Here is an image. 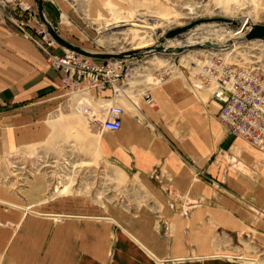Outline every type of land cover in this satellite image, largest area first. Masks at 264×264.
<instances>
[{"label": "crops", "instance_id": "obj_1", "mask_svg": "<svg viewBox=\"0 0 264 264\" xmlns=\"http://www.w3.org/2000/svg\"><path fill=\"white\" fill-rule=\"evenodd\" d=\"M63 78L0 20V154L45 139L48 98L73 94ZM90 92L104 117L113 91ZM149 95L153 106L143 96L124 108L115 143L100 141L111 178L78 176L63 196L44 174L0 185V264H232L220 257L236 242L264 248V154L219 125L210 92L193 94L185 78Z\"/></svg>", "mask_w": 264, "mask_h": 264}, {"label": "rangeland", "instance_id": "obj_2", "mask_svg": "<svg viewBox=\"0 0 264 264\" xmlns=\"http://www.w3.org/2000/svg\"><path fill=\"white\" fill-rule=\"evenodd\" d=\"M44 1L48 9L50 8V13L55 21L53 24L57 27L58 33L70 43L94 52H122L142 48L146 45L145 43L150 45L149 47L159 44L168 46L169 40L165 39L166 33L201 19L233 17L231 21L234 24L228 25L233 30H237L236 27H239L238 29L242 27L243 17L247 12H252L254 23L263 24L264 22V10L259 0H236L235 2L228 0L224 5H221L222 0ZM189 6L196 7L197 11L193 15L188 14L189 12L186 10ZM9 16H12L17 22L27 19L26 16H20L11 7L0 12V20H6L17 30L16 25L8 20ZM124 24H128V26L119 27ZM130 24H136V26L133 28L129 26ZM224 25V23L215 22L211 27H195L192 29L193 32L190 30L176 39L183 42L188 37L191 42H194L192 38L203 37L204 33L214 34L215 30L221 28L219 26ZM31 27L34 26L30 23ZM113 27L116 28L109 31ZM143 27H147V29ZM30 28L28 27L27 31L32 33L33 30ZM127 33L139 35L131 45L126 41L123 42L124 35ZM21 34L24 36L23 33ZM213 39L208 37L204 38V41L213 42ZM136 41L140 44L137 45ZM128 43H130L129 40ZM214 43L219 42L215 41ZM183 44L185 45V42ZM195 46L197 45L186 47L181 52L139 55L137 64L133 63L129 66L130 69L133 67L131 70L133 76L124 87L126 94L117 98L116 104L123 109L126 106L131 108V101L136 103L147 91L151 92L160 84L178 76L185 78L189 90L200 96L206 90L194 88L197 85L196 80L199 78L198 70L194 64L189 65V62L195 61V55L190 52L197 51ZM259 46V43H249L246 45L247 54L242 53V50H237L238 56L253 55L256 59H263L264 47ZM184 51L191 53L190 60L182 59ZM196 57L199 60L201 55L197 54ZM46 65H49L47 59ZM134 68L135 71L137 70L136 72H133ZM59 89L62 91L61 88ZM84 94L85 96L89 95L88 98L91 102L85 101L83 104H78L74 94L64 95L61 99L48 98L50 100L46 102V106L49 109L44 122H42L47 127L45 139L40 140L38 144L0 154V185L14 187L15 183H18L21 186L27 182L28 178L38 173L47 177L49 183L53 185V189L56 187V193L58 188L67 184L66 178H68V182L72 183L69 187V194H71L78 189V176H88L90 180L85 182L87 185L95 180L101 171H104L106 180L111 178L109 175L114 173L115 168L110 166V162L103 160L100 141L115 143L118 134L103 129L104 117L101 113L103 106L100 103H95L97 100L90 90L85 91ZM89 107L91 108L90 112L86 113V108L89 110ZM70 109L73 114H70ZM216 119L221 125L218 118ZM51 121L57 126L54 130L51 127ZM37 152L39 153L37 154ZM16 153L21 155L13 156ZM11 162H15L12 164L13 166ZM236 243L232 247L235 250L232 253L235 255L232 253L222 255L220 259L232 264H264V248L260 246V242L246 240Z\"/></svg>", "mask_w": 264, "mask_h": 264}, {"label": "built area", "instance_id": "obj_3", "mask_svg": "<svg viewBox=\"0 0 264 264\" xmlns=\"http://www.w3.org/2000/svg\"><path fill=\"white\" fill-rule=\"evenodd\" d=\"M10 7L27 19L17 22L9 16L8 20L44 54L51 67L64 74V89L73 94L90 89L100 92L111 89L113 98L119 97V91L132 76L129 66L137 64L138 56L100 61L68 50L63 55H57L53 52L57 44L45 31L35 4L30 3V0H0V12ZM30 23L34 27L30 28ZM28 27L33 30L32 33L27 31ZM204 44L196 47L201 57L194 63L199 77L194 88L210 92L211 101L219 106L217 118L229 134L264 154V58L256 59L253 55L239 57L237 50L247 54L246 45L249 43L222 49L206 47ZM259 45L264 47V42ZM229 51L230 55L226 57ZM144 98L149 106H153L149 91L144 94ZM123 116L124 109L111 104L103 118L104 130L118 132ZM208 182L214 188H219L216 182L210 179Z\"/></svg>", "mask_w": 264, "mask_h": 264}, {"label": "water", "instance_id": "obj_4", "mask_svg": "<svg viewBox=\"0 0 264 264\" xmlns=\"http://www.w3.org/2000/svg\"><path fill=\"white\" fill-rule=\"evenodd\" d=\"M37 13L41 18V21L45 27L46 32L48 35L54 40V42L68 51L75 52L79 55L84 57L93 59V60H100V61H109V60H123L128 57L139 56L143 54H151V53H172V52H181L184 48H172L165 46L164 44H159L157 46H152L151 48L140 49V50H127L122 52L112 51V52H94L74 45L64 39L57 31L55 25L49 19L44 0H34ZM212 22H219V23H226V24H234L233 21L227 18H216V19H201L194 21L192 23L187 24L184 27L176 28L168 33L165 34L166 40H172L177 37H180L182 34L187 33L188 31L194 29L195 27ZM236 24V23H235ZM255 41L264 42V24H256L252 19H247L243 24L242 29L240 30L239 34L234 38L233 41H229L226 43H212L207 42L204 44L206 47H213L215 49H222L227 48L232 45H239V44H247ZM191 46H188L190 48ZM197 46H195L196 48Z\"/></svg>", "mask_w": 264, "mask_h": 264}, {"label": "bare ground", "instance_id": "obj_5", "mask_svg": "<svg viewBox=\"0 0 264 264\" xmlns=\"http://www.w3.org/2000/svg\"><path fill=\"white\" fill-rule=\"evenodd\" d=\"M225 1H228V0H222V4L221 5H224L225 4ZM231 1H236V0H231ZM197 8H199V7H197ZM222 8V7H221ZM186 10H188V14H190V15H193L197 10H196V7H193V6H189ZM226 18H228L229 20H231V19H233V17H226ZM247 19H254L253 18V14H252V12H247L245 15H244V17H243V23L242 24H244L245 23V21L247 20ZM215 24V22H212V23H209V24H201V25H199V26H197V28H202V27H205V26H213ZM228 25L229 24H226L225 23V25L224 26H219V27H221V28H218V30H215V33L214 34H209V33H204L205 34V36L203 35V37H199V38H192L193 39V41L194 42H191V40L187 37V39H185V41H178L176 38L175 39H173V40H169L168 41V47H172V48H178V47H180V48H186V47H188V46H194V45H198V44H201V43H207L206 41H204V38H208V37H210V38H214L213 40V42H215V41H218L219 43H226V42H229V41H233L234 40V38L237 36V34H239V32H240V30L242 29V27H243V25H242V27L240 28V29H237V30H233L232 28H230V27H228ZM126 26H128V24H124V25H122V26H119V27H126ZM129 26H131V27H135L136 26V24H130ZM141 26V25H140ZM153 27H155V26H153ZM116 27H113V28H111V29H109V31L111 30H114ZM143 28H146L147 29V27H143ZM196 28V29H197ZM195 29V30H196ZM194 30V31H195ZM191 32H193V30L191 31ZM124 34V33H123ZM125 36V40H123V42L124 41H126V43L127 44H129V45H131L132 43H133V40L135 41L136 40V37H138L139 35H137V34H135V35H132V34H125L124 35ZM186 36H188V35H186ZM201 36V35H200ZM126 37H127V39H126ZM128 40H129V42L130 43H128ZM185 42V45L183 44ZM212 42V43H213ZM136 43H137V45H138V41H136ZM143 43H145V42H143ZM252 43H259V44H261V43H263V42H261V41H255V42H252ZM140 44V43H139ZM146 45L144 46V47H142V48H135V49H133V50H139V49H146V48H151V47H149L150 45H147V43H145ZM183 44V45H182ZM235 47H238V45H235ZM64 51L66 50V49H64V48H62ZM190 52H193V54L195 55V63H196V59H197V57H196V55L199 53V51H190ZM190 52H188V51H184L183 52V54H182V59L183 60H186V59H189L190 60ZM151 54H153V53H151ZM154 54H158L159 55V53H154ZM227 55H230V51L229 52H227L226 53V57H227ZM174 56H176V55H174ZM192 57V56H191ZM155 59H157V58H155ZM188 62V61H187ZM194 62L193 63H191V62H189V65L190 66H192V64H194ZM133 68V67H132ZM132 70V69H131ZM137 71V70H136ZM135 71V68L133 69V72H136ZM131 75L133 76V74H132V71H131ZM132 76H131V78H132ZM125 94H126V90H124V88L123 89H121L120 91H119V97L118 98H120V96H125ZM87 96V95H86ZM85 96V94L84 93H78L77 95H76V97H75V101H77V103L78 104H83V103H85V101H90V99L88 98V96L86 97ZM75 103V102H74ZM117 105V104H116ZM105 114H106V112H105ZM220 122V121H219ZM51 127H52V129L54 130L57 126H56V124L54 125V123L51 121ZM104 129V128H103ZM54 138V137H53ZM53 140V139H52ZM50 141H51V139H50ZM247 143V142H246ZM248 144V143H247ZM249 145V144H248ZM36 150H37V148H36ZM40 150V149H39ZM39 152H37V154H38ZM21 154L20 153H16V154H14L13 156H20ZM17 159V158H16ZM15 160V159H14ZM15 163V162H14ZM13 162H11V165L12 164H14ZM13 166V165H12ZM69 166V165H68ZM66 180H67V184H65V185H62L60 188H58V190H57V193H56V196H63V195H67V194H69V187L71 186V181L70 182H68V178H66ZM60 183V182H59ZM58 183V184H59ZM252 261V260H251Z\"/></svg>", "mask_w": 264, "mask_h": 264}]
</instances>
